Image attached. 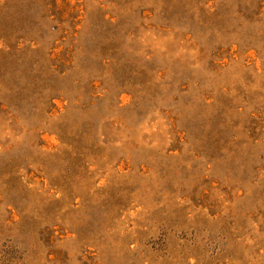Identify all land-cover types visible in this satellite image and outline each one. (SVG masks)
Instances as JSON below:
<instances>
[{
	"label": "rangeland",
	"instance_id": "374dc122",
	"mask_svg": "<svg viewBox=\"0 0 264 264\" xmlns=\"http://www.w3.org/2000/svg\"><path fill=\"white\" fill-rule=\"evenodd\" d=\"M0 264H264V0H0Z\"/></svg>",
	"mask_w": 264,
	"mask_h": 264
}]
</instances>
